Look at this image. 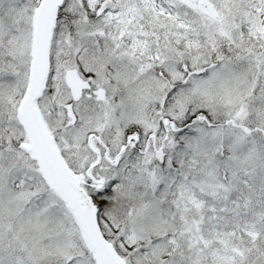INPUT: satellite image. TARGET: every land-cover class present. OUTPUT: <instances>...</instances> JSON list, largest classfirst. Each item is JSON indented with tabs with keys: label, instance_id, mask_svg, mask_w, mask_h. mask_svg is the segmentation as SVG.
Returning <instances> with one entry per match:
<instances>
[{
	"label": "rangeland",
	"instance_id": "1",
	"mask_svg": "<svg viewBox=\"0 0 264 264\" xmlns=\"http://www.w3.org/2000/svg\"><path fill=\"white\" fill-rule=\"evenodd\" d=\"M37 1L0 0V264H93L71 214L17 149ZM87 1L60 10L56 80L38 107L77 173L94 158L88 133L113 143L135 124L162 146L94 170L117 251L128 264H264V0H208L218 22L177 0ZM76 68L106 98L75 103L70 125L63 77ZM164 117L183 129L164 139Z\"/></svg>",
	"mask_w": 264,
	"mask_h": 264
},
{
	"label": "water",
	"instance_id": "2",
	"mask_svg": "<svg viewBox=\"0 0 264 264\" xmlns=\"http://www.w3.org/2000/svg\"><path fill=\"white\" fill-rule=\"evenodd\" d=\"M190 8H195L197 0H181ZM62 0H41L33 15V35L31 46V62L29 67L28 86L18 107V118L25 130L28 142L19 145L29 158L38 165L39 172L45 184L53 190L64 202L67 209L72 213L82 238L89 251L92 253L96 264H126L116 253L113 247L104 238L97 221V209L92 198L81 187L84 184L82 174H74L65 164L53 138L48 133L35 106V100L40 96L45 87L49 69V47L52 38V29L56 17L57 8ZM201 13L208 15L213 20H218V14L213 10L207 0L198 2ZM67 84L74 100L80 96L81 83L73 72L66 76ZM97 99L102 100L101 91L96 92ZM68 115L74 119L70 106ZM203 116L202 114L200 115ZM232 121H226L225 124ZM173 127V122L165 123V126ZM245 131H248L243 127ZM93 136L89 137V141ZM122 152V150H121ZM96 160L92 163L85 174L92 179L90 171L97 166ZM97 189L103 185L102 180L96 181Z\"/></svg>",
	"mask_w": 264,
	"mask_h": 264
},
{
	"label": "flooded vegetation",
	"instance_id": "3",
	"mask_svg": "<svg viewBox=\"0 0 264 264\" xmlns=\"http://www.w3.org/2000/svg\"><path fill=\"white\" fill-rule=\"evenodd\" d=\"M125 131L126 130H122L121 133L115 138L116 143L113 144L112 148L109 147L110 150L114 148L119 149L121 145H124L126 143ZM148 149H155V139L149 137L142 138V136L138 135L137 139L134 142H132L130 145H127L125 154H127L128 156H135L139 155L140 153H146Z\"/></svg>",
	"mask_w": 264,
	"mask_h": 264
},
{
	"label": "trees",
	"instance_id": "4",
	"mask_svg": "<svg viewBox=\"0 0 264 264\" xmlns=\"http://www.w3.org/2000/svg\"><path fill=\"white\" fill-rule=\"evenodd\" d=\"M107 233V232H106ZM106 236H107V234H106ZM108 237V236H107Z\"/></svg>",
	"mask_w": 264,
	"mask_h": 264
}]
</instances>
